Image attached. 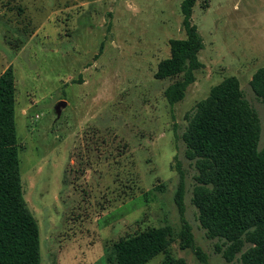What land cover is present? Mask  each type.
Listing matches in <instances>:
<instances>
[{"label":"rangeland","instance_id":"obj_1","mask_svg":"<svg viewBox=\"0 0 264 264\" xmlns=\"http://www.w3.org/2000/svg\"><path fill=\"white\" fill-rule=\"evenodd\" d=\"M181 2L0 0V75L14 68L21 176L41 264H115L116 241L163 226L173 229L176 261L238 264L216 252L219 240L199 222L197 170L183 134L198 102L236 76L260 117L264 147V104L250 86L264 66V0H197L192 24L205 67L171 106L164 92L173 81L155 73L171 54L169 41L186 37ZM181 173L184 217L175 202ZM184 222L206 263L183 247Z\"/></svg>","mask_w":264,"mask_h":264},{"label":"trees","instance_id":"obj_2","mask_svg":"<svg viewBox=\"0 0 264 264\" xmlns=\"http://www.w3.org/2000/svg\"><path fill=\"white\" fill-rule=\"evenodd\" d=\"M197 0H182L186 37L169 41L171 54L157 67V80H172L165 92L171 106L182 102L204 69L205 43L192 24ZM250 86L264 104V66ZM17 80L13 67L0 76V264H41L40 229L25 200L21 176L20 145L16 123ZM262 124L245 98L236 76L225 78L198 102L183 134L186 158L194 162L197 176L192 203L209 239H218L216 252L232 263L264 264V147ZM127 188V187H126ZM132 189L131 187H128ZM185 182L181 173L175 202L185 213ZM173 229L148 227L113 244L115 264H147L160 254L163 264H183L171 256ZM180 238L203 262L195 248L191 227L183 224Z\"/></svg>","mask_w":264,"mask_h":264},{"label":"water","instance_id":"obj_3","mask_svg":"<svg viewBox=\"0 0 264 264\" xmlns=\"http://www.w3.org/2000/svg\"><path fill=\"white\" fill-rule=\"evenodd\" d=\"M66 106H67V102H65V101H61L58 103V105L55 107V112L57 114V118L61 117L62 109L65 108Z\"/></svg>","mask_w":264,"mask_h":264},{"label":"crops","instance_id":"obj_4","mask_svg":"<svg viewBox=\"0 0 264 264\" xmlns=\"http://www.w3.org/2000/svg\"><path fill=\"white\" fill-rule=\"evenodd\" d=\"M1 76V75H0Z\"/></svg>","mask_w":264,"mask_h":264}]
</instances>
